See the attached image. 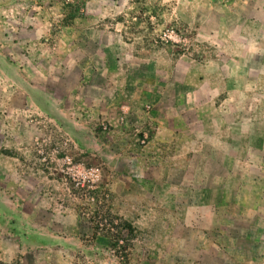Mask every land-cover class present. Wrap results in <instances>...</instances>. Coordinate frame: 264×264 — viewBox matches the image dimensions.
<instances>
[{
    "label": "crops",
    "instance_id": "crops-1",
    "mask_svg": "<svg viewBox=\"0 0 264 264\" xmlns=\"http://www.w3.org/2000/svg\"><path fill=\"white\" fill-rule=\"evenodd\" d=\"M11 1L6 11L0 6V18L8 11L24 16L6 26L0 19V230L6 237L0 248L6 260L20 255L22 264H100L109 250V236L82 218L80 201L37 162L32 140L40 132L24 116L26 108L37 110L42 126L57 110L53 118L72 127L78 144L84 133L92 140L106 136L111 200L102 215L116 220L120 232H132L128 264H193L165 260L163 252L172 247L157 244L161 235L180 243L199 232L188 201L178 210L156 194L178 188L161 178L162 158L188 112L194 119L187 122L197 124L198 109L213 99L210 83L220 75L209 65L213 45L229 50L223 59L233 60L236 52L227 44H236L237 60L247 61L250 45L264 44V0H90L85 15L59 25L50 15L60 10L55 1ZM168 27L191 34L188 52L157 45L156 34ZM102 123L112 126L109 133L94 129ZM136 130L151 133L144 149ZM54 187L61 197L51 196ZM254 216L264 221V214ZM209 226L202 236L210 237ZM238 232V264H264V225ZM210 247L208 241L197 249L208 254Z\"/></svg>",
    "mask_w": 264,
    "mask_h": 264
},
{
    "label": "rangeland",
    "instance_id": "rangeland-1",
    "mask_svg": "<svg viewBox=\"0 0 264 264\" xmlns=\"http://www.w3.org/2000/svg\"><path fill=\"white\" fill-rule=\"evenodd\" d=\"M53 1L60 5V10L50 15L53 16L52 21L59 25L60 22L67 23L85 15L90 0H41L38 4H53ZM13 4L11 0H0V6L5 11ZM23 16L8 11L0 19L6 26ZM178 32L190 39L187 48L165 43L157 45L172 47L179 54L188 52L194 39L191 34ZM248 33L249 42L254 43V34L251 31ZM227 45L234 48L236 59H223L229 50H222L217 44L212 47L214 52L209 65L214 72H220L216 83L213 80L210 83L213 99L205 101L203 109L194 110L198 111L195 119L197 124L187 122L194 119L191 117L192 112H188L191 114L176 127L173 141L167 145L169 149L162 158L163 169L159 171L161 178L178 182V188L158 189L156 194L161 196V192L159 198L168 197L163 199L164 204L178 210L184 208L188 201L195 213V225L199 228L193 237H182L180 243H177L180 238L174 236H158L159 246H165L162 242L167 241L168 246L172 247L168 248L169 252H163L165 260L181 261L189 258L193 264H203V261L205 264H238V229L248 233L255 224L258 227L264 225V221L255 220L254 216L264 214V50H260L264 49V44L262 47L248 46L249 53L246 56L252 58L247 61L237 60V56L241 57L242 54L236 50L240 46ZM258 56L262 58L254 59ZM144 108L147 112L151 109L149 105ZM55 111L51 110V118L47 117L44 120L46 124L42 126L39 121L43 119L37 110L24 109V116L35 122L40 132L32 140L36 160L49 170L52 179L65 183L72 199L80 201L78 206L82 218L92 223L100 234L109 236V250L100 254V264H128L132 246L130 241L134 239L132 232L130 235L126 231L120 232L121 225L116 220L102 215L111 200L105 181V163L108 162L111 149L107 143L102 146L107 142L104 140L106 136L92 140L84 133L85 139L78 144L69 134L74 131L72 127L62 126L53 118L57 116ZM199 116L202 123H198ZM85 126L91 130L89 125ZM111 127L102 123L94 129L109 133ZM42 128L44 133H41ZM88 130L84 129V132ZM144 135L147 139L142 144ZM150 135L148 131H135L139 148H146ZM88 168L99 170L98 179L85 174ZM61 195L62 189H51L52 197ZM60 207L58 204L56 211L59 212ZM206 214L210 216L209 221ZM163 218L166 217L163 215ZM207 223L210 225V237L201 234V228H206ZM163 224L166 227V222ZM5 239L0 230V244ZM208 241L211 245L208 254L197 249V246L201 247ZM247 244L249 241L243 242L242 247ZM175 251L178 252L171 255ZM21 260L22 256L18 255L10 263L0 248V264H22Z\"/></svg>",
    "mask_w": 264,
    "mask_h": 264
},
{
    "label": "built area",
    "instance_id": "built-area-1",
    "mask_svg": "<svg viewBox=\"0 0 264 264\" xmlns=\"http://www.w3.org/2000/svg\"><path fill=\"white\" fill-rule=\"evenodd\" d=\"M155 40L158 43L170 44L172 46L187 48L190 45V39L180 34L177 30L172 28H165L155 36ZM147 137L143 136L142 144L145 143ZM80 173V171L78 170ZM85 174L89 177L98 179L99 170L96 168H88L85 170Z\"/></svg>",
    "mask_w": 264,
    "mask_h": 264
}]
</instances>
